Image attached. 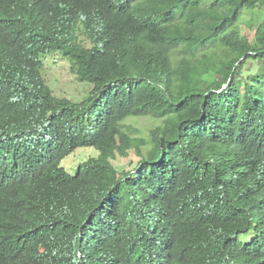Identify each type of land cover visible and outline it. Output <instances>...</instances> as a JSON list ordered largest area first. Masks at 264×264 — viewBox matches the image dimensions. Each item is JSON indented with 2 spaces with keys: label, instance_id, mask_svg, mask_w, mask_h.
Segmentation results:
<instances>
[{
  "label": "trees",
  "instance_id": "1",
  "mask_svg": "<svg viewBox=\"0 0 264 264\" xmlns=\"http://www.w3.org/2000/svg\"><path fill=\"white\" fill-rule=\"evenodd\" d=\"M0 264H264V0H0Z\"/></svg>",
  "mask_w": 264,
  "mask_h": 264
},
{
  "label": "rangeland",
  "instance_id": "2",
  "mask_svg": "<svg viewBox=\"0 0 264 264\" xmlns=\"http://www.w3.org/2000/svg\"><path fill=\"white\" fill-rule=\"evenodd\" d=\"M253 14L247 12L241 25L243 35L250 41L254 40L255 29L249 26L248 21ZM43 76L54 94L59 97H67L74 101L81 100L91 89V85L86 82H79L75 75L70 71L69 62L59 53L46 55L44 58ZM257 68V65L254 66ZM136 129V135L148 138L149 130L159 123V120L150 117L128 119L126 121ZM98 151L94 147H80L73 153L65 157L61 166L65 167L70 173H75L82 161L89 157L96 156ZM139 161V157L133 150L123 157L119 154L112 159V163L118 170H130Z\"/></svg>",
  "mask_w": 264,
  "mask_h": 264
}]
</instances>
